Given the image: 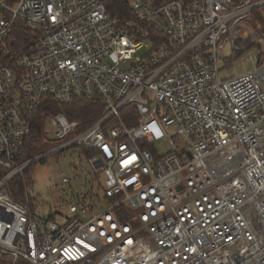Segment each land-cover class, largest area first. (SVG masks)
<instances>
[{
  "label": "built area",
  "instance_id": "2783aa9c",
  "mask_svg": "<svg viewBox=\"0 0 264 264\" xmlns=\"http://www.w3.org/2000/svg\"><path fill=\"white\" fill-rule=\"evenodd\" d=\"M108 2L0 0V264H264V58L218 68L264 0ZM16 23L34 37L14 49ZM46 99L95 113L45 114L55 146L24 157ZM66 150L82 169L60 176L81 185L67 215L10 198Z\"/></svg>",
  "mask_w": 264,
  "mask_h": 264
},
{
  "label": "rangeland",
  "instance_id": "374dc122",
  "mask_svg": "<svg viewBox=\"0 0 264 264\" xmlns=\"http://www.w3.org/2000/svg\"><path fill=\"white\" fill-rule=\"evenodd\" d=\"M256 10L258 14L255 12ZM256 10H253L251 17L242 21L244 27L235 37L238 49L233 52L228 62L221 61L219 63L218 68L222 79L251 71L255 68L256 61L264 58V5ZM223 51L230 54L229 41ZM43 132L46 139L53 138V128L48 117L44 120ZM160 150L164 151V147ZM86 168L89 170L87 165ZM34 169L33 187L30 192L42 194L39 198V205L35 209L36 213L43 216L53 212L67 215V208L64 207L63 201H71L72 195L78 192L81 185L79 182H74L71 187L73 194H71L69 187H62L60 176L62 174L69 177H74L76 174L81 176L82 169L79 160L71 154L70 150H66L49 156L43 162L36 163ZM51 176H53V182ZM105 202L102 203V206L105 205Z\"/></svg>",
  "mask_w": 264,
  "mask_h": 264
},
{
  "label": "trees",
  "instance_id": "16d2710c",
  "mask_svg": "<svg viewBox=\"0 0 264 264\" xmlns=\"http://www.w3.org/2000/svg\"><path fill=\"white\" fill-rule=\"evenodd\" d=\"M128 4V0H109L107 6L109 10L114 14L118 7L121 5L125 7ZM115 7V8H114ZM117 8V9H116ZM256 10V9H255ZM255 12L258 11L256 10ZM13 40L12 48H18L28 43L33 37V31L22 23H16L9 35ZM5 50L0 47V57L4 54ZM48 112V113H45ZM63 113L70 120H82L92 116L95 113L94 107L88 102H78L72 105L61 104L52 102L49 99L44 101L42 111H38L32 115L30 121L31 131L27 138L24 157L37 156L55 146V142L46 139L43 132V124L45 114H57ZM42 160L41 162H43ZM36 163H32L24 170L23 178L15 176L7 182V192L15 202L27 206L31 211L37 207V199L29 194V190L33 187V172ZM5 169L0 167V179L5 174Z\"/></svg>",
  "mask_w": 264,
  "mask_h": 264
}]
</instances>
